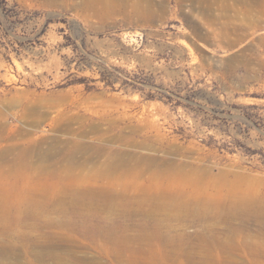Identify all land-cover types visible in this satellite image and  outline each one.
I'll list each match as a JSON object with an SVG mask.
<instances>
[{"label": "rangeland", "instance_id": "obj_1", "mask_svg": "<svg viewBox=\"0 0 264 264\" xmlns=\"http://www.w3.org/2000/svg\"><path fill=\"white\" fill-rule=\"evenodd\" d=\"M0 264H264V0H0Z\"/></svg>", "mask_w": 264, "mask_h": 264}, {"label": "bare ground", "instance_id": "obj_2", "mask_svg": "<svg viewBox=\"0 0 264 264\" xmlns=\"http://www.w3.org/2000/svg\"><path fill=\"white\" fill-rule=\"evenodd\" d=\"M241 208H244L243 210L246 211L244 206H242ZM232 218H234V217H229L228 219L231 220Z\"/></svg>", "mask_w": 264, "mask_h": 264}]
</instances>
